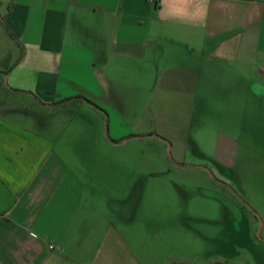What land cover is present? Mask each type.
<instances>
[{"label":"crops","instance_id":"1","mask_svg":"<svg viewBox=\"0 0 264 264\" xmlns=\"http://www.w3.org/2000/svg\"><path fill=\"white\" fill-rule=\"evenodd\" d=\"M132 139L217 177L240 146L264 154V0H0V264H175L163 219L210 255L253 244L140 182L127 196L108 158Z\"/></svg>","mask_w":264,"mask_h":264},{"label":"rangeland","instance_id":"2","mask_svg":"<svg viewBox=\"0 0 264 264\" xmlns=\"http://www.w3.org/2000/svg\"><path fill=\"white\" fill-rule=\"evenodd\" d=\"M5 81L9 85L7 78ZM74 129L81 131L78 125ZM106 131H109L108 125ZM249 140L262 148L261 140ZM238 152L236 166L225 171L220 170L218 177V174L211 172V160L187 157L186 163L202 162L208 165L206 174L187 166L181 167L169 147L165 148L146 139L128 140L117 153L111 154L108 164L126 168L127 196H130V189L136 186L137 181L145 187L142 190L144 199H160L162 202L173 199L180 203L176 204V208H187L190 204L189 213L199 214L200 210L205 209L208 215L216 216L218 222L224 224L232 218L230 229H240L236 232L240 239L246 234V226L249 228L253 244L250 240L247 242L245 237L244 244L238 243L236 252L210 255L202 252L204 238L192 234L196 229L194 222L163 219L164 226L160 230L166 232L167 237L163 238L165 240L162 244L169 248L175 264L181 259L194 264H209L214 261L228 264H264V154L248 151L243 146L238 148ZM214 198L233 201L240 213L245 215V221L241 220V216L232 215L226 205ZM149 209V206H143L144 213H149ZM162 209L160 213L167 212L165 206ZM182 231L185 234H180Z\"/></svg>","mask_w":264,"mask_h":264}]
</instances>
